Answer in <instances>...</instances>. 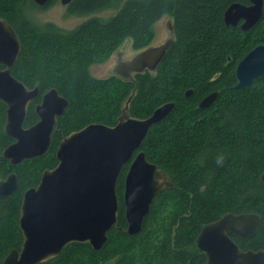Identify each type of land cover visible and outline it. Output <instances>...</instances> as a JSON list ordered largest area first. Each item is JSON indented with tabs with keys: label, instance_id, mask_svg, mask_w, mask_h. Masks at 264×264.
<instances>
[{
	"label": "trees",
	"instance_id": "trees-1",
	"mask_svg": "<svg viewBox=\"0 0 264 264\" xmlns=\"http://www.w3.org/2000/svg\"><path fill=\"white\" fill-rule=\"evenodd\" d=\"M233 3L249 1L72 0L68 16L88 19L66 29L37 22L30 11L34 0H0V18L22 46L12 74L29 89L39 88L25 127L39 121L36 105L52 88L70 103L55 127L59 138L91 123L115 126L127 105L132 117L143 119L173 103L171 114L151 128L136 152H144L173 184L155 197L141 231L126 233L122 193L127 164L117 184L118 225L103 248L95 251L89 244L73 243L41 264H198L196 242L202 228L228 214L259 216L254 234L231 238L244 251L264 250V77L250 87L233 89L238 62L264 44V12L259 25L244 31L225 23L224 13ZM108 11L114 14L99 15ZM167 14L174 18L176 35L156 76L138 75L135 81L93 76L91 68L106 63L128 39L135 50L146 48L155 37V24ZM190 90L193 94L187 96ZM214 92L217 99L201 108V99ZM6 111L0 100V180L15 173L19 187L0 199V264L24 243V193L58 165L53 144L45 155L17 165L3 156L13 142Z\"/></svg>",
	"mask_w": 264,
	"mask_h": 264
},
{
	"label": "water",
	"instance_id": "water-1",
	"mask_svg": "<svg viewBox=\"0 0 264 264\" xmlns=\"http://www.w3.org/2000/svg\"><path fill=\"white\" fill-rule=\"evenodd\" d=\"M71 1L61 0L64 5ZM248 1L250 5L233 3L225 11L227 25L237 26L244 20L242 29L248 31L259 24L264 0ZM34 2L45 7L51 0ZM173 40L171 34L163 46L146 49L134 59L122 61L115 72L130 78L145 69L155 71ZM21 51L17 34L0 18V100L7 105L6 130L13 140L3 156L13 165L48 152L58 118L69 107V101L52 88L36 107L39 121L30 127L24 126L29 105L39 96V88L29 89L12 74ZM235 77L234 90L250 87L264 77V44L245 55L236 68ZM186 94L190 96L192 91ZM217 96L218 93L210 94L200 107H209ZM172 110L173 103H167L141 119L132 117L126 107L115 126L91 123L66 136L56 152L58 165L45 171L40 184L24 193L20 214L24 243L21 251H11L2 264L45 263L73 243L89 244L95 251L102 249L108 242L109 232L118 225L117 184L127 164L130 167L124 191L126 233L138 234L155 197L173 184L163 170L147 160L144 152H136L151 128ZM261 180L264 183V173ZM18 187L16 174L0 180V199H7ZM260 221L254 214H228L204 226L196 243L208 257L205 264H264V250L244 251L229 236L249 237Z\"/></svg>",
	"mask_w": 264,
	"mask_h": 264
},
{
	"label": "rangeland",
	"instance_id": "rangeland-1",
	"mask_svg": "<svg viewBox=\"0 0 264 264\" xmlns=\"http://www.w3.org/2000/svg\"><path fill=\"white\" fill-rule=\"evenodd\" d=\"M36 4V3H35ZM31 15L32 17L39 23H54L62 28L66 29H74L83 23L87 17H72L68 16L67 14V6L62 4L61 0H59L54 6L51 7H41L39 5L32 6L31 8ZM114 14L113 11L103 12L99 15L101 16H111ZM162 19V18H161ZM158 23V27L155 30V36H157L156 42L154 44L158 45V43L164 41L168 37V33L166 31V25L168 21L173 19V16L165 15V17ZM153 42V41H152ZM123 48V58L131 59L140 53V50H135L133 48V41L132 39H128L125 43V47ZM115 54V53H114ZM113 56L104 64L94 65L91 68V73L98 79L107 78L110 75V68L112 67L113 63L115 62L116 56ZM128 101L125 103L127 104ZM126 106V105H125ZM78 131V130H77ZM75 132V131H74Z\"/></svg>",
	"mask_w": 264,
	"mask_h": 264
},
{
	"label": "flooded vegetation",
	"instance_id": "flooded-vegetation-1",
	"mask_svg": "<svg viewBox=\"0 0 264 264\" xmlns=\"http://www.w3.org/2000/svg\"><path fill=\"white\" fill-rule=\"evenodd\" d=\"M69 5V4H68ZM68 5H66L67 6V8H68ZM245 5H250V3H248V4H245ZM48 6V5H47ZM47 6H45V7H47ZM225 14V13H224ZM167 15H170V14H167ZM170 16H172V15H170ZM165 16H163L162 17V19L164 18ZM161 19V20H162ZM225 20V19H224ZM158 23H160V20L159 21H157V23L155 24V26H154V31L157 29V27H158ZM226 23V22H225ZM260 23V22H259ZM244 24V20H242V21H240V23L238 24V25H240V27H241V29H242V25ZM227 25V24H226ZM259 25V24H258ZM231 26H233V25H231ZM235 27V26H234ZM256 27V26H255ZM243 30V29H242ZM166 31H167V33H168V37L164 40V41H162L161 43L159 42L158 43V45H156V44H154V41L156 42V40H157V36H155L154 37V39H153V42H151L146 48H144V49H142V50H140L139 52H142V51H144V50H146V49H149V48H158V47H161V46H163L165 43H166V41L169 39V37H170V35L172 34L173 35V37H174V40H175V35H176V29H175V22H174V18L171 20V21H168L167 22V25H166ZM174 40H173V42L170 44V46H169V48L171 47V45L174 43ZM157 43V42H156ZM258 46V45H257ZM123 47V46H122ZM124 47H125V45H124ZM169 50V49H168ZM252 50V49H251ZM115 56H116V59H115V62L113 63V65H112V67L110 68V75H109V77H107V78H102L101 80H103V79H108V78H112V77H114V78H123V79H130V80H132V81H135V78L138 76V75H147V74H151V75H153V76H156L157 75V73L159 72V66H158V68L155 70V71H152V70H150V69H145L143 72H140V73H133L132 75H131V77L130 78H124V77H122V76H120L117 72H115L116 70H117V68H118V66L120 65V63L122 62V61H125V60H132L133 58H131V59H127V58H123V48L122 49H118V51L114 54ZM247 55V54H246ZM245 57V56H244ZM243 57V58H244ZM242 58V59H243ZM241 59V60H242ZM164 60V59H163ZM240 60V61H241ZM239 61V62H240ZM239 62H238V64H239ZM238 66V65H237ZM237 68V67H236ZM235 72H236V70H235ZM98 79V78H97ZM190 91H192V90H190ZM214 93H217V92H214ZM46 94V93H45ZM192 94H193V91H192ZM211 94H213V93H211ZM210 95V94H209ZM209 95H207V96H209ZM44 96V95H43ZM42 96V97H43ZM207 96H205L203 99H205ZM37 99V98H36ZM35 99V100H36ZM203 99H201V102H202V100ZM33 102V101H32ZM31 102V103H32ZM41 102H42V100H41ZM200 102V103H201ZM30 103V104H31ZM40 104V103H39ZM39 104H37V105H39ZM70 104V103H69ZM37 105H36V107H37ZM30 106V105H29ZM57 123H58V121H57ZM57 125V124H56ZM56 127V126H55ZM71 133H69V134H63L60 138L59 137H57V136H55V129H54V132H53V137H52V144L54 145V147H56V152H57V149H58V147H59V144H60V142L66 137V136H68V135H70ZM52 144H51V146H52ZM51 148V147H50ZM56 154V153H55ZM13 174H15V173H13ZM39 185V184H38ZM37 185V186H38ZM36 186V187H37ZM33 188V187H32ZM31 189V188H30ZM29 190V189H28ZM124 191H125V189H124ZM121 195V194H120ZM120 195H119V201H120ZM122 195H123V200H124V192L122 193ZM231 235L232 234H230L229 236L231 237ZM235 242V241H234ZM236 243V242H235ZM237 244V243H236ZM19 251V250H18ZM21 251V250H20ZM200 251V253H198V256L201 258V261H200V263H198V264H205L206 263V261H207V259H208V257H207V255H206V253L205 252H203V251H201V250H199ZM249 251V250H248Z\"/></svg>",
	"mask_w": 264,
	"mask_h": 264
}]
</instances>
